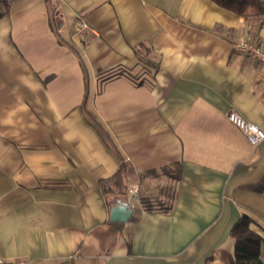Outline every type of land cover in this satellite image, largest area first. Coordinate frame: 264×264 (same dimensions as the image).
<instances>
[{"label":"crops","instance_id":"1","mask_svg":"<svg viewBox=\"0 0 264 264\" xmlns=\"http://www.w3.org/2000/svg\"><path fill=\"white\" fill-rule=\"evenodd\" d=\"M262 6V5H261ZM212 0H0L5 264H228L242 215L263 237L264 9ZM78 16L96 32L75 33ZM51 20L53 24H51ZM127 160L139 200L113 227L100 180ZM118 223V222H114Z\"/></svg>","mask_w":264,"mask_h":264},{"label":"trees","instance_id":"2","mask_svg":"<svg viewBox=\"0 0 264 264\" xmlns=\"http://www.w3.org/2000/svg\"><path fill=\"white\" fill-rule=\"evenodd\" d=\"M212 1L240 15H246L252 5L261 6L258 0ZM262 8L264 9V7ZM51 24H53L52 20ZM133 174V166L127 160L120 158L116 172L106 179H101L99 182L101 190L108 201L127 192V181ZM257 187L260 189L264 188V178L259 181ZM250 222L251 218L246 214H242L230 227L229 232L235 238V245L233 255L228 264H263L259 257V249L263 237L251 229ZM111 225L120 227L121 224L111 222Z\"/></svg>","mask_w":264,"mask_h":264},{"label":"built area","instance_id":"3","mask_svg":"<svg viewBox=\"0 0 264 264\" xmlns=\"http://www.w3.org/2000/svg\"><path fill=\"white\" fill-rule=\"evenodd\" d=\"M264 7V0H258ZM75 33L88 41L96 37V32L91 28L84 17L78 16L74 23ZM236 51L252 60H256L262 67V80L264 81V46L250 40L249 38H239L235 43ZM262 102L264 104V92L262 94ZM227 120L236 126L245 135L252 146H256L259 142L264 140V129L259 125L247 120L238 111L231 109L226 113ZM127 192L130 196L129 203L132 207L139 200V190L136 184L128 187ZM0 264H5L4 260L0 258Z\"/></svg>","mask_w":264,"mask_h":264},{"label":"water","instance_id":"4","mask_svg":"<svg viewBox=\"0 0 264 264\" xmlns=\"http://www.w3.org/2000/svg\"><path fill=\"white\" fill-rule=\"evenodd\" d=\"M132 215L133 207L129 201L115 198L109 202V221L125 223L132 217Z\"/></svg>","mask_w":264,"mask_h":264}]
</instances>
